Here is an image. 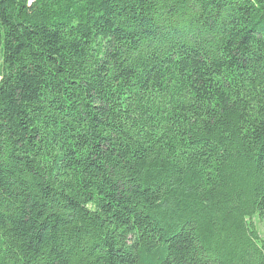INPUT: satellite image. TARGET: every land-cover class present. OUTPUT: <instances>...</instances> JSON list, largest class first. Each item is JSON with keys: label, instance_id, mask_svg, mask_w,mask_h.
I'll list each match as a JSON object with an SVG mask.
<instances>
[{"label": "trees", "instance_id": "16d2710c", "mask_svg": "<svg viewBox=\"0 0 264 264\" xmlns=\"http://www.w3.org/2000/svg\"><path fill=\"white\" fill-rule=\"evenodd\" d=\"M264 0H0V264H264Z\"/></svg>", "mask_w": 264, "mask_h": 264}, {"label": "rangeland", "instance_id": "374dc122", "mask_svg": "<svg viewBox=\"0 0 264 264\" xmlns=\"http://www.w3.org/2000/svg\"><path fill=\"white\" fill-rule=\"evenodd\" d=\"M260 218L258 217L254 219V222L256 223L261 235L264 237V221L259 220Z\"/></svg>", "mask_w": 264, "mask_h": 264}]
</instances>
